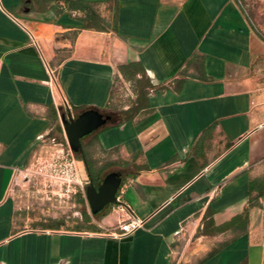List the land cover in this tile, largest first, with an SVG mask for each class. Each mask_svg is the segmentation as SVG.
Listing matches in <instances>:
<instances>
[{
    "label": "crops",
    "instance_id": "1",
    "mask_svg": "<svg viewBox=\"0 0 264 264\" xmlns=\"http://www.w3.org/2000/svg\"><path fill=\"white\" fill-rule=\"evenodd\" d=\"M82 1L100 2L104 30L83 28L63 0H0V264H173L182 226L195 236V264H264V41L240 6ZM131 62L150 88L110 109L119 65ZM83 107L109 116L81 139L84 151L94 145L105 173L122 175L120 200L143 218L120 238L110 234L126 217L117 202L95 230L16 217V173L60 109ZM245 208L237 237L215 230Z\"/></svg>",
    "mask_w": 264,
    "mask_h": 264
},
{
    "label": "rangeland",
    "instance_id": "2",
    "mask_svg": "<svg viewBox=\"0 0 264 264\" xmlns=\"http://www.w3.org/2000/svg\"><path fill=\"white\" fill-rule=\"evenodd\" d=\"M257 35L264 41V0H235ZM150 82L142 71L125 77L117 76L111 95L110 109L133 106L139 93H145ZM69 112L60 109V115ZM58 122L61 125L60 118ZM48 133L33 153L29 166L15 175L11 195L15 203L16 217L23 225L34 228L61 229L87 228L96 225L98 215L93 216L85 195L88 175L85 165L67 144L63 129ZM90 164L100 166L94 145L90 152ZM73 163L69 168L67 163ZM108 169H105L107 171ZM111 170V169H109ZM122 183V182H121ZM106 210V209H105ZM85 215L90 221L85 220ZM195 236L179 233L176 240L173 264H195L193 256Z\"/></svg>",
    "mask_w": 264,
    "mask_h": 264
},
{
    "label": "trees",
    "instance_id": "3",
    "mask_svg": "<svg viewBox=\"0 0 264 264\" xmlns=\"http://www.w3.org/2000/svg\"><path fill=\"white\" fill-rule=\"evenodd\" d=\"M66 3L68 11H77L81 12L80 15H76V18L80 19L83 22V28L85 29H92V30H104L105 26L103 25V18L100 16L99 13V5L100 2L96 1H82V0H63ZM116 23V12L114 14L113 19V27ZM76 32H74V35ZM119 71L120 73L125 77H130L139 71H142L141 66L138 63L131 62L127 64H121L119 65ZM86 107H83L79 109L77 112H81L86 110ZM90 109V108H88ZM93 109V108H92ZM58 119V118H57ZM114 120L112 118L109 119V122H113ZM55 131H57V134H62V128L59 122H57V125L55 126ZM75 155L83 161L85 165V169L88 175V178L90 182L95 185L100 182L102 177L105 175V169L106 167L103 165H100L98 167L93 166L90 164V157L87 154V152L84 151L82 144H81V150L74 152ZM100 213L92 214L100 215ZM85 220L90 221V217L88 215H85ZM248 222V208H245L243 212H241L238 215L233 216L230 220L226 221L225 223L216 226V231H223L226 229H230L232 232V238L237 237L241 232L245 230L246 224ZM51 228L58 229V226H54ZM97 226L95 224L89 225L86 229L89 230H95ZM80 229V228H77ZM231 238V239H232ZM228 241H225L224 244L218 245L215 248L211 249L209 252L204 253L203 259H206L210 256H212L215 252H217L219 249H221L225 244H227Z\"/></svg>",
    "mask_w": 264,
    "mask_h": 264
},
{
    "label": "water",
    "instance_id": "4",
    "mask_svg": "<svg viewBox=\"0 0 264 264\" xmlns=\"http://www.w3.org/2000/svg\"><path fill=\"white\" fill-rule=\"evenodd\" d=\"M109 116H104L97 109H86L76 118L71 113L60 115V122L67 143L73 152L81 150V139L105 124ZM122 182L121 176L111 172L105 176L102 183L96 188L89 183L85 190L87 202L92 214H96L110 203L116 202L115 194Z\"/></svg>",
    "mask_w": 264,
    "mask_h": 264
},
{
    "label": "built area",
    "instance_id": "5",
    "mask_svg": "<svg viewBox=\"0 0 264 264\" xmlns=\"http://www.w3.org/2000/svg\"><path fill=\"white\" fill-rule=\"evenodd\" d=\"M47 135L48 134H46L45 136H42L41 139L45 138ZM72 164H73L72 162L67 163V166L69 168H71ZM19 172L20 171H18L17 173H19ZM116 202L118 203V206L116 207L117 210H119L120 212L125 214L126 217L123 219L121 218V219L117 220L115 227L110 232V234L114 238H120V237H123L125 235H128V234L134 232L139 227H141L143 224V218L133 214L132 209L127 204L121 202L118 194L116 195ZM184 232H185V226H182L179 233L183 234Z\"/></svg>",
    "mask_w": 264,
    "mask_h": 264
},
{
    "label": "flooded vegetation",
    "instance_id": "6",
    "mask_svg": "<svg viewBox=\"0 0 264 264\" xmlns=\"http://www.w3.org/2000/svg\"><path fill=\"white\" fill-rule=\"evenodd\" d=\"M81 112H82V111H81ZM81 112H78V113H76V114H71V115H72L73 118H76ZM99 112H100V111H99ZM101 113H102L104 116L107 115V114H105L104 112H101ZM79 151H80V150H79ZM111 172H116V173H117V176H121V178H122V175H121L119 172H117V171H115V170H110V171L106 172L105 175H104V176L102 177V179L100 180V182L97 183V184H95L94 186L97 188V187L102 183V181H103V179L105 178V176H106L107 174L111 173ZM89 183H91V182H90V180H89V178H88V183H87V185H88ZM87 185H86V187H87ZM120 186H121V184H120ZM120 186H119V188H120ZM86 187H85V190H86ZM119 188H118V190H117V192H116V194H115V197H116V195L118 194ZM112 204H114V203H110V204L105 205V206L102 208V210L99 211L98 213L103 212L105 209H107L108 207H110Z\"/></svg>",
    "mask_w": 264,
    "mask_h": 264
}]
</instances>
